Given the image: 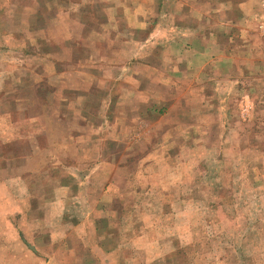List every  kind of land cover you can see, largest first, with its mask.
<instances>
[{"label":"rangeland","instance_id":"obj_1","mask_svg":"<svg viewBox=\"0 0 264 264\" xmlns=\"http://www.w3.org/2000/svg\"><path fill=\"white\" fill-rule=\"evenodd\" d=\"M246 1L0 0V174L49 219L39 254L264 264V0Z\"/></svg>","mask_w":264,"mask_h":264},{"label":"crops","instance_id":"obj_2","mask_svg":"<svg viewBox=\"0 0 264 264\" xmlns=\"http://www.w3.org/2000/svg\"><path fill=\"white\" fill-rule=\"evenodd\" d=\"M240 6L248 16H252L253 13H257L260 9L259 0H247L244 3H240ZM1 168L2 166L0 165ZM3 175V173L0 174V264H84L79 263L78 260L73 262L70 259L71 251L69 250L63 252L68 259L61 263L53 261L54 259L51 256L47 257L45 256L46 254L43 256V254L38 253L42 245L35 244L36 236L34 234L39 232V230H47L46 226L49 224V219L35 218L33 220L30 216L32 212L29 211V208L27 210L24 207L29 201L26 199L24 201L20 200L19 194L16 193L15 186L21 180L18 182L12 179L6 180ZM58 224L57 226H59ZM88 245H86V250L96 254H89L86 259L89 257L93 259L96 255H99L98 244L91 241ZM26 246L32 248L34 252L30 255L26 254ZM53 253L54 251L51 254ZM40 257H42V261L39 260ZM103 259H106L105 261L103 260L104 264L119 263L115 262L116 259L113 256H108V258ZM94 264H101V259L97 257Z\"/></svg>","mask_w":264,"mask_h":264}]
</instances>
